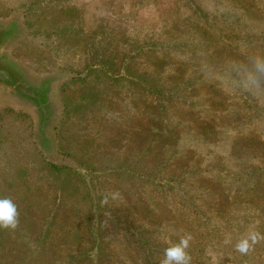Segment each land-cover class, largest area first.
<instances>
[{"label": "rangeland", "instance_id": "rangeland-1", "mask_svg": "<svg viewBox=\"0 0 264 264\" xmlns=\"http://www.w3.org/2000/svg\"><path fill=\"white\" fill-rule=\"evenodd\" d=\"M0 33V264L183 238L189 264H264V0H0Z\"/></svg>", "mask_w": 264, "mask_h": 264}, {"label": "clouds", "instance_id": "clouds-1", "mask_svg": "<svg viewBox=\"0 0 264 264\" xmlns=\"http://www.w3.org/2000/svg\"><path fill=\"white\" fill-rule=\"evenodd\" d=\"M18 224V210L15 204L7 199H0V228L15 229ZM190 238H183L174 246L165 249L164 259L161 264H189L186 254ZM254 239V238H253ZM240 251H246L248 241L244 240L238 244Z\"/></svg>", "mask_w": 264, "mask_h": 264}, {"label": "water", "instance_id": "water-1", "mask_svg": "<svg viewBox=\"0 0 264 264\" xmlns=\"http://www.w3.org/2000/svg\"><path fill=\"white\" fill-rule=\"evenodd\" d=\"M1 39V33H0ZM18 83L10 70L0 62V86H6L18 90Z\"/></svg>", "mask_w": 264, "mask_h": 264}, {"label": "trees", "instance_id": "trees-1", "mask_svg": "<svg viewBox=\"0 0 264 264\" xmlns=\"http://www.w3.org/2000/svg\"><path fill=\"white\" fill-rule=\"evenodd\" d=\"M54 169H57L56 167H53Z\"/></svg>", "mask_w": 264, "mask_h": 264}]
</instances>
